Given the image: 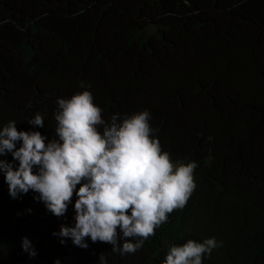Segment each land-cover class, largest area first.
<instances>
[{
    "label": "trees",
    "instance_id": "16d2710c",
    "mask_svg": "<svg viewBox=\"0 0 264 264\" xmlns=\"http://www.w3.org/2000/svg\"><path fill=\"white\" fill-rule=\"evenodd\" d=\"M83 91L106 123L147 110L162 152L197 163L196 188L121 255L62 245L75 193L57 218L38 193L11 198L0 172V264H164L171 246L210 238L222 246L203 264H264V0H0V129L58 139L57 101ZM36 114L44 127L27 122Z\"/></svg>",
    "mask_w": 264,
    "mask_h": 264
},
{
    "label": "clouds",
    "instance_id": "9594fccd",
    "mask_svg": "<svg viewBox=\"0 0 264 264\" xmlns=\"http://www.w3.org/2000/svg\"><path fill=\"white\" fill-rule=\"evenodd\" d=\"M57 104L58 139L48 140L39 131H18L15 121L0 129V157L11 153L18 162L15 167L0 159L10 197L17 199L31 190L39 194L34 199L60 218L75 193L74 226L62 224L53 236L62 245L71 240L81 249L89 247L85 241L90 238L110 244L114 253H135L168 222L169 214L186 206L196 188L197 163H173L162 152L159 140L152 138L147 110L123 117L114 114L106 123L89 91ZM27 122L44 127L41 114ZM18 142L22 143L17 149ZM220 246L215 238L188 240L171 246L164 264H203L204 256ZM22 249L36 255L27 238L22 239ZM99 264H107L103 254Z\"/></svg>",
    "mask_w": 264,
    "mask_h": 264
}]
</instances>
